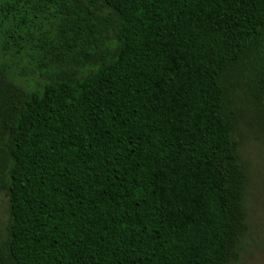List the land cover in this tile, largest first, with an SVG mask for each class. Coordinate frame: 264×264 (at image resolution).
Returning <instances> with one entry per match:
<instances>
[{"label":"trees","instance_id":"obj_1","mask_svg":"<svg viewBox=\"0 0 264 264\" xmlns=\"http://www.w3.org/2000/svg\"><path fill=\"white\" fill-rule=\"evenodd\" d=\"M248 138L264 0H0V264H239Z\"/></svg>","mask_w":264,"mask_h":264},{"label":"rangeland","instance_id":"obj_2","mask_svg":"<svg viewBox=\"0 0 264 264\" xmlns=\"http://www.w3.org/2000/svg\"><path fill=\"white\" fill-rule=\"evenodd\" d=\"M241 151L252 174V184L248 196L252 231L248 238V251L242 256L239 264H264V148L248 138L244 141ZM7 217V199L1 195V227L5 226Z\"/></svg>","mask_w":264,"mask_h":264}]
</instances>
